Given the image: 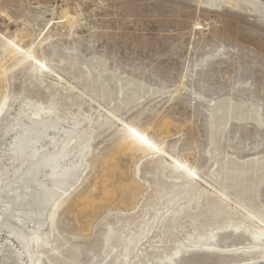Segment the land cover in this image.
<instances>
[{
  "label": "rangeland",
  "instance_id": "rangeland-1",
  "mask_svg": "<svg viewBox=\"0 0 264 264\" xmlns=\"http://www.w3.org/2000/svg\"><path fill=\"white\" fill-rule=\"evenodd\" d=\"M251 1L257 11L249 6L231 8L217 0L216 8L207 0H0V41L12 39L29 48L82 88L72 97L57 85L56 76L4 52L0 98L8 96V101L0 118L14 114L21 103L31 117L25 100L44 107L55 102L65 118L64 126L78 119L91 127L81 158L83 172L65 195L63 207L43 228L47 244L33 245L34 264H250L264 260L259 251L248 252L255 244L251 237L224 226L229 218H233L231 224L243 219L220 205V213L209 214L190 207L178 224L173 226L170 219L155 223L135 248L134 244L125 248L123 240L144 229L143 211L145 220L156 215L151 206L171 181L178 177L181 181L182 174L167 167L157 179L155 159L140 161V154H116L126 133L117 122L111 125L106 119L108 111L114 112L157 143L163 142L172 156L202 173L214 174L213 179L232 195L248 199L264 223V0ZM6 140H11V134ZM116 161L119 177L105 170ZM224 161L238 166L251 163L246 181L223 180L219 171ZM144 182L146 188L140 187ZM104 184L112 193L105 192ZM165 199L168 196L156 207L162 214ZM209 203L202 197L200 208ZM254 226L264 228L259 222ZM211 229L212 245L200 246L205 241L199 237ZM0 242L17 259L3 264H28L23 250L5 231L0 232ZM188 243L191 251L181 249ZM176 249L174 259L159 261ZM124 250L127 259H114Z\"/></svg>",
  "mask_w": 264,
  "mask_h": 264
},
{
  "label": "bare ground",
  "instance_id": "bare-ground-1",
  "mask_svg": "<svg viewBox=\"0 0 264 264\" xmlns=\"http://www.w3.org/2000/svg\"><path fill=\"white\" fill-rule=\"evenodd\" d=\"M215 1L207 0V4L212 8L214 6L216 8ZM217 1L236 9H244V7L249 6L256 10L257 6L251 0ZM1 37L3 36L0 35ZM0 43L2 51H0L2 53H0V57L4 56V52L13 56L18 55L19 61L34 63L33 69L41 72L45 71L48 74L56 76L57 85L61 87L63 92H70L72 97L75 95V91L82 92L80 91L82 88H78L77 84L72 85L67 79L56 73L53 68L46 65L42 60H39L32 51H29V48L19 46L12 39H4V42L0 41ZM11 99L15 100V102L17 100L14 96H11ZM7 101L8 96H1L0 116L7 109ZM90 101L95 102L94 99H90ZM23 102H26L25 107L31 111V117L25 114L23 103L20 101L21 106L14 114L12 113L5 118H0V232L5 231L10 238L16 241L28 258V264H34L32 260L33 245L39 242L47 244V237L43 232V228L54 219L57 210L63 207L65 195L77 183L80 174L83 172L84 167L81 163V158L87 149L86 142L90 138L91 127L87 128L82 125L83 121L78 119L64 126L62 123L65 118L59 114V109L55 108V102L48 107L31 103L27 100ZM103 115L105 116V114ZM107 115L106 119L109 121V124L115 125V122H117L121 125L119 129L126 133V140L119 144L116 154H140V161L143 159L145 161L155 159L153 161V165L155 166L154 176L157 179L163 176L164 170L167 167H172L175 172L182 174L181 181H179V177L177 180L171 181L172 183L170 184L172 185L167 189H163V195H160L158 202H154L151 206V209L156 210V215L145 220L147 212L143 211L141 224L144 225V229L136 237L130 234L124 239L125 248L133 244V248H135L137 243L141 241V237L150 232L152 225L155 223L162 225L166 220L170 219L173 220V226L178 224L180 217L182 215L185 216L186 211L190 207L196 210L204 209L205 214H209L210 212L218 213L220 211L218 206L220 205L229 211H235L243 219L239 223L231 224L230 221L233 218H229L224 221V226L227 228L232 227L239 232L242 230L241 232L251 237L255 244L248 248V252L249 250L252 252L259 251L261 258L264 259V228L254 226V222H259L263 227L264 223L261 221L257 209L249 204L248 199L232 195V193L227 191V186H221L213 179L214 174L210 172L202 173L201 169L190 166L187 161L172 156L163 146V142L157 143L145 133L136 130L129 123L122 121L114 112L108 111ZM60 132L61 136L59 137ZM10 134L11 140L7 141L6 137ZM113 159L115 158L113 157ZM117 165V161L113 164H107L105 166L106 172L115 173L119 177L121 170ZM246 165H231L229 162L224 161L220 166L219 173L222 175L223 180L237 181L240 184L249 177L251 163H247ZM107 181L108 179H105L104 183ZM145 185H147L146 182L140 187L146 188ZM104 186L106 187V193H112V191L107 189V185L104 184ZM136 186L138 185H134V187ZM117 187L121 189V184ZM121 192L123 191L121 190ZM157 192L159 191L157 190ZM165 195L168 196V199H165V204H162V210H164L162 214L159 213V209H156V207L160 205L159 202ZM202 197L208 199L211 203L200 208L199 201ZM180 201H184V203L180 204ZM202 214L204 212H201ZM177 220L178 223L176 222ZM150 223L151 225H149ZM170 228L174 227L171 226ZM124 230L125 227L123 226L121 233ZM212 235L214 234L211 229L204 236H200L199 238L205 241L200 246L205 248L211 246L212 244H209V241H211ZM184 240L188 241V238ZM197 244L194 245L197 246ZM181 246L183 247L181 249H185L187 252L191 251L193 247L189 243L188 245L182 244ZM10 250L11 248L6 243L0 242V264H3L5 260H10V258L15 261L17 260L14 254L8 253ZM234 250L239 251V249ZM15 253L17 256L19 255L18 252ZM177 253L178 249L161 257L159 261L167 258L170 259V257L175 256ZM127 256L126 250L118 251L114 259L118 260L119 257L127 259ZM138 263L141 262L139 261ZM250 264H264V260L261 261L260 259Z\"/></svg>",
  "mask_w": 264,
  "mask_h": 264
}]
</instances>
